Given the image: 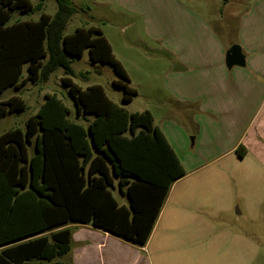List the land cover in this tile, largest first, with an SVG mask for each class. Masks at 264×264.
Here are the masks:
<instances>
[{"label": "trees", "instance_id": "1", "mask_svg": "<svg viewBox=\"0 0 264 264\" xmlns=\"http://www.w3.org/2000/svg\"><path fill=\"white\" fill-rule=\"evenodd\" d=\"M46 1L0 0V95L47 83L59 69L73 76L71 58L88 50L93 63L111 66L123 80L114 85L124 90L123 104L130 103L137 92L102 30L66 34L78 13L72 0H54V15L44 11ZM16 12L39 18L13 21ZM62 82L85 123L47 94L25 130L0 135V264H61L55 260L71 250L70 225H90L143 247L173 183L185 175L149 111L128 112L100 85L84 90L68 76ZM26 108L18 96L0 101V120Z\"/></svg>", "mask_w": 264, "mask_h": 264}, {"label": "crops", "instance_id": "2", "mask_svg": "<svg viewBox=\"0 0 264 264\" xmlns=\"http://www.w3.org/2000/svg\"><path fill=\"white\" fill-rule=\"evenodd\" d=\"M107 1L138 17L161 52L156 82L143 86L150 90L145 97L159 117L150 107L131 112L127 106L140 97L142 84L133 86L126 63L99 27L129 77L127 85L137 92L122 106L130 113L152 114L185 175L173 183L145 246L90 225H70L71 250L64 256H69L67 264H157L163 245L177 234L189 239L195 229L211 232L217 222L228 228L230 222L220 218L236 209L247 222L264 215V0H254L245 10L223 0L220 29L206 15L207 2ZM235 45L242 50L244 65L229 68L227 54ZM47 94L43 92L32 115Z\"/></svg>", "mask_w": 264, "mask_h": 264}, {"label": "rangeland", "instance_id": "3", "mask_svg": "<svg viewBox=\"0 0 264 264\" xmlns=\"http://www.w3.org/2000/svg\"><path fill=\"white\" fill-rule=\"evenodd\" d=\"M30 1L34 5L39 2V0ZM194 1L196 3H208L209 10H205L207 11L206 15L219 28V20L224 15L220 5L223 0ZM253 1L232 0L231 4H234V7H238L239 10H245ZM72 2L78 13L71 19L66 34L73 33L78 27H100L113 44L117 56L126 63L135 81L133 86L137 83L142 84V86H139L140 97L130 106L126 105L127 109L132 112L142 111L145 107H150L157 116L156 106L150 104L145 97L150 90L143 86H147L151 80L156 82L155 71L161 65L158 61L161 52H159L157 45L148 39L145 26L142 25L141 20L138 17L123 14L124 10L116 5H109L107 0H72ZM230 8H226L225 12L229 11ZM199 10L205 13L204 10ZM44 11L54 15L57 11L56 2L47 0ZM38 18V15L22 16L16 12L14 13L13 21L37 20ZM92 18L95 19L92 21ZM125 43H128L129 46H125ZM71 65L74 72L73 76L66 75L63 69H59L47 83H28L21 90H16L14 87L6 89L0 95V100L19 96L25 101L27 108L23 112L9 114L2 118L0 120V135L13 129L25 130L28 119L38 105L42 103V95L45 91L49 94H56L63 101L71 110L70 118L72 120L85 123L83 117H77L75 101L70 96L68 87L62 82V78L67 76L84 90L93 85L102 86L112 101L118 105L125 106L122 102L124 90L114 85L115 81L123 80L111 66L93 63L90 60L88 50L84 52L81 58H71ZM26 67H24L23 77L27 75ZM141 68H144L146 72H142ZM190 140L193 142L192 137H190ZM33 150L34 146L32 145L30 146L31 155ZM115 196L120 202L128 205L126 197L120 196L118 192H115ZM238 211L236 209L234 215L220 218L221 221L224 219L230 222L231 226L228 228H224L225 226L221 222L216 221L218 227H214L211 232H200L199 229H195L194 232L190 233L189 239L177 234L176 237L163 245L162 255L157 264H264V215L249 218L247 222L246 220L244 221L243 217L238 216ZM68 260V255L56 259V261H60L63 264H67ZM155 261L157 260L155 259Z\"/></svg>", "mask_w": 264, "mask_h": 264}, {"label": "water", "instance_id": "4", "mask_svg": "<svg viewBox=\"0 0 264 264\" xmlns=\"http://www.w3.org/2000/svg\"><path fill=\"white\" fill-rule=\"evenodd\" d=\"M227 65L229 68L234 65H244V56L239 46L235 45L229 50L227 54Z\"/></svg>", "mask_w": 264, "mask_h": 264}]
</instances>
